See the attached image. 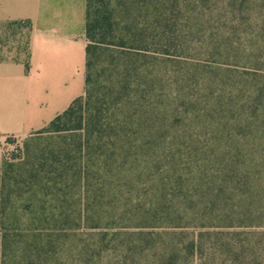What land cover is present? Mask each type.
I'll return each instance as SVG.
<instances>
[{"label": "trees", "instance_id": "trees-1", "mask_svg": "<svg viewBox=\"0 0 264 264\" xmlns=\"http://www.w3.org/2000/svg\"><path fill=\"white\" fill-rule=\"evenodd\" d=\"M161 16L156 13L146 26L134 20L121 26L108 1L87 0L85 93L44 128L83 134L74 150L64 151L65 157L55 156L13 178L14 189L30 193L29 201H36L43 214L48 201L61 205L67 199L64 191L76 187L63 174L78 176L83 194L93 178L124 189L112 202L118 206L115 219L98 226L101 239L91 246V258L102 261L117 251L102 264H196L205 258L206 237L245 234L249 244V236L264 235V22L240 24L241 30L248 27L239 37L206 45L211 49L207 66L195 64L201 68L195 76L202 94L170 104L161 88L162 52L156 49L148 62L131 53L149 51L143 46L147 33L160 45ZM32 26L30 20H18L0 28V43L2 33L12 29L26 36L23 50L12 59L24 62L26 71ZM104 47H115L122 55L118 65H111L106 92L95 71ZM0 59H8L1 46ZM111 97L114 107L106 111L102 99ZM173 116L181 117L184 127L168 137L164 131ZM47 217L60 222L55 213ZM3 228L0 264L11 239ZM54 231L47 234L48 244L40 241L42 234L34 235L24 249L25 264L56 262L67 235L63 228Z\"/></svg>", "mask_w": 264, "mask_h": 264}, {"label": "rangeland", "instance_id": "rangeland-1", "mask_svg": "<svg viewBox=\"0 0 264 264\" xmlns=\"http://www.w3.org/2000/svg\"><path fill=\"white\" fill-rule=\"evenodd\" d=\"M91 1L101 3V0ZM105 1L110 3L114 17L121 26L133 20L146 26L156 13H161L163 21L160 45H155L153 37L147 33L143 39V46H147L149 51L131 53L136 60L148 62L151 57L149 54H153L156 49L162 52L161 88L166 95L164 99H168L170 104L188 102V97L194 96L195 99L202 94L201 87L196 81L198 67L195 64L205 62L202 65L207 66L211 49L209 50L206 45L214 42L218 45L222 41L225 42V39L228 42L239 37L241 31L248 27L247 24V27L245 25L241 30L240 24L259 22L261 25L264 22V0H254L251 3L242 0ZM15 33H17L15 29L2 33L0 46L3 56L8 59H16L17 51L23 50L25 45L26 36ZM212 37L216 39L212 41ZM142 53L148 57H140ZM121 56L120 50L115 47H104L102 50L95 70L102 92H106L111 84L110 69L113 68L111 65H118ZM238 69L240 72L246 70L244 67ZM113 74L117 75L118 72L114 71ZM113 100L112 97L104 101L102 99L104 110H111L114 107ZM166 107L168 108V105ZM170 124L172 126H166L164 131L168 137L180 133L184 127V120L173 116ZM192 128H195L193 123ZM81 134H83L81 131L76 130L57 133L42 129L24 139L0 136V230L4 231L3 227H6L11 238L5 242L1 264H25L24 249L34 242V235L42 234L40 241L48 244L47 234L54 233L56 228L65 229L64 235L67 236L58 242L62 250L58 253L56 262L51 261L49 264H102L118 255L113 249L114 254L111 250L112 254L103 261L98 257L91 258L93 256L91 246L101 239L102 232L98 226H105L115 219L118 206H113L112 202L120 192H124V189L120 190L114 184L109 185L93 178L91 188L85 186V195L78 176H73L72 173L63 174V180L76 187L64 191L67 197L65 203L59 205L61 202L48 201L43 214L36 201H29L30 193L13 187L15 175L25 176L26 169L31 167L39 169L41 163H50L55 160V156L65 157L66 149L74 150ZM146 187L150 186L147 184ZM38 195L41 197L42 192ZM89 202L92 203L90 207ZM52 213L60 219L59 223L56 224L47 217ZM244 235L224 236L222 240L214 237L204 238L205 258L199 259L196 264H264V235L249 236V244ZM222 243L229 245L221 246ZM113 247L115 248V245ZM246 248L251 250L247 251ZM87 258L90 259L85 261Z\"/></svg>", "mask_w": 264, "mask_h": 264}, {"label": "crops", "instance_id": "crops-1", "mask_svg": "<svg viewBox=\"0 0 264 264\" xmlns=\"http://www.w3.org/2000/svg\"><path fill=\"white\" fill-rule=\"evenodd\" d=\"M30 20L29 71L0 59V136L27 138L83 96L87 0H0V28Z\"/></svg>", "mask_w": 264, "mask_h": 264}, {"label": "built area", "instance_id": "built-area-1", "mask_svg": "<svg viewBox=\"0 0 264 264\" xmlns=\"http://www.w3.org/2000/svg\"><path fill=\"white\" fill-rule=\"evenodd\" d=\"M8 144V143H7ZM9 144H11V143H9ZM15 150L17 151L18 150V148H15Z\"/></svg>", "mask_w": 264, "mask_h": 264}]
</instances>
